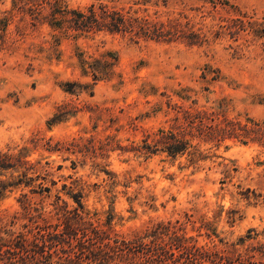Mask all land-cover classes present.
Returning <instances> with one entry per match:
<instances>
[{
  "label": "rangeland",
  "instance_id": "rangeland-1",
  "mask_svg": "<svg viewBox=\"0 0 264 264\" xmlns=\"http://www.w3.org/2000/svg\"><path fill=\"white\" fill-rule=\"evenodd\" d=\"M74 195L136 263L264 264V0H0V264Z\"/></svg>",
  "mask_w": 264,
  "mask_h": 264
},
{
  "label": "trees",
  "instance_id": "trees-1",
  "mask_svg": "<svg viewBox=\"0 0 264 264\" xmlns=\"http://www.w3.org/2000/svg\"><path fill=\"white\" fill-rule=\"evenodd\" d=\"M72 199L77 204L76 208L69 210L66 204L63 207L54 208L63 211L61 213L64 217L62 226L67 238L51 233L40 239H31L30 237L25 238L22 234L5 251L6 264H139L133 260L132 255L135 252L129 243L114 239L107 232L94 226L92 220L88 218L89 212L81 203V195H74ZM79 232H81L82 239L89 238L93 243L89 245L83 240H76ZM73 240L76 243L72 245ZM64 245H68L69 250ZM91 245H96V248L92 249ZM55 246H59L61 254L67 255L61 262H53V255L44 253L45 248L52 249ZM139 248L142 252L141 246ZM159 249L156 248V251ZM161 253H163L162 250ZM161 255H166V253Z\"/></svg>",
  "mask_w": 264,
  "mask_h": 264
}]
</instances>
